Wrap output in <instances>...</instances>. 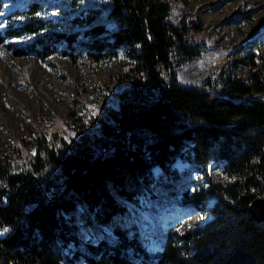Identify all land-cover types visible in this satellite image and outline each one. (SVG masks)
<instances>
[{
	"label": "trees",
	"instance_id": "1",
	"mask_svg": "<svg viewBox=\"0 0 264 264\" xmlns=\"http://www.w3.org/2000/svg\"><path fill=\"white\" fill-rule=\"evenodd\" d=\"M192 1L86 0L63 23L39 15L45 0L10 13L0 42L29 38L16 57L100 65L125 51L131 62L117 75L125 83L118 107L95 104L78 138L66 141L58 125L52 138L37 128L0 149L2 264H264V222L249 211L264 197V61L252 51L246 76L225 60L216 78L180 83L176 68L202 57L208 32ZM70 22L79 27L64 29ZM186 154L205 170L217 163L228 180L184 192L208 218L195 230H166L150 251L119 218L154 187L177 194L170 181ZM101 223L114 238L90 237L81 252L80 227Z\"/></svg>",
	"mask_w": 264,
	"mask_h": 264
},
{
	"label": "rangeland",
	"instance_id": "2",
	"mask_svg": "<svg viewBox=\"0 0 264 264\" xmlns=\"http://www.w3.org/2000/svg\"><path fill=\"white\" fill-rule=\"evenodd\" d=\"M35 1L4 3L0 12V34L8 25L12 11L31 7ZM45 1L39 15L63 23L73 18L78 4L86 0H75V4L73 0H64L63 4L59 3L61 0ZM191 4L206 23L208 32L199 42L205 45L202 57L186 60L176 68L180 83L200 85L210 77L216 78L224 69L225 60L230 63L235 60L232 75L246 76L249 61L245 57L252 51L261 55L264 61V0H199ZM77 27L79 25L70 22L64 29ZM28 41L26 37L0 42V149L23 137L28 130L34 132L37 128L52 138L58 125L64 127L62 136L69 142L91 128L90 115L94 114L95 104L105 101L118 107L119 93L125 83L117 75L125 73L131 62L125 51H121L117 59L100 65L82 59L78 66L58 54L46 61H40L34 55L14 56V51ZM228 70L226 68L225 73ZM107 83L108 89L102 87ZM227 83V80H220V86ZM174 167L180 178L171 180L170 184L179 190L177 194L154 187L142 195L136 205L128 206L119 218L122 225H134L150 251L161 248L166 230L188 232L208 218L199 206L186 203L184 192L190 189L193 194L207 187L208 178L228 180L217 163L211 162L205 170L187 154L179 157ZM161 173L159 167L154 169L156 177L161 178ZM212 202L213 199L209 204ZM144 208H149L151 215ZM147 217L158 221L153 233L148 232L150 224L142 220ZM78 235L77 248L83 253L87 252L83 243L90 237L114 238L111 227L103 223L96 227L82 226Z\"/></svg>",
	"mask_w": 264,
	"mask_h": 264
},
{
	"label": "water",
	"instance_id": "3",
	"mask_svg": "<svg viewBox=\"0 0 264 264\" xmlns=\"http://www.w3.org/2000/svg\"><path fill=\"white\" fill-rule=\"evenodd\" d=\"M249 211L256 221L264 222V197H258L254 199L253 202L249 206ZM142 220L147 221L149 224L151 223L152 226L156 225V223L148 219V217L143 218ZM155 242L156 241L154 240L153 243ZM0 264H2L1 259H0Z\"/></svg>",
	"mask_w": 264,
	"mask_h": 264
},
{
	"label": "bare ground",
	"instance_id": "4",
	"mask_svg": "<svg viewBox=\"0 0 264 264\" xmlns=\"http://www.w3.org/2000/svg\"><path fill=\"white\" fill-rule=\"evenodd\" d=\"M157 217V216H156ZM159 219V218H158Z\"/></svg>",
	"mask_w": 264,
	"mask_h": 264
}]
</instances>
